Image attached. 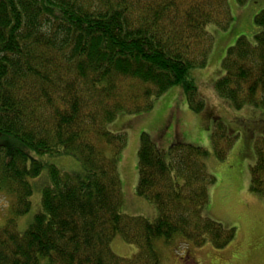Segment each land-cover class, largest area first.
<instances>
[{
    "label": "trees",
    "instance_id": "1",
    "mask_svg": "<svg viewBox=\"0 0 264 264\" xmlns=\"http://www.w3.org/2000/svg\"><path fill=\"white\" fill-rule=\"evenodd\" d=\"M233 22L229 0H0V198L10 204L0 264H162L160 242L221 250L233 241L234 229L205 217L216 183L205 160H226L236 136L190 78L208 66L209 28ZM255 25L254 41L236 35L214 89L230 109L261 114L264 10ZM178 88L169 115L180 103L188 116L207 118L212 154L182 135L163 148L142 133L136 193L158 215L127 216L118 167L127 136L108 126L119 118L132 124ZM253 149L250 188L264 199L263 137ZM63 157L81 170L53 163ZM37 190L39 209L21 232ZM118 237L137 253L118 256Z\"/></svg>",
    "mask_w": 264,
    "mask_h": 264
},
{
    "label": "rangeland",
    "instance_id": "2",
    "mask_svg": "<svg viewBox=\"0 0 264 264\" xmlns=\"http://www.w3.org/2000/svg\"><path fill=\"white\" fill-rule=\"evenodd\" d=\"M229 7L234 22L229 29L223 31L214 26L209 28L215 42L208 66L204 70L191 71L190 78L196 80L197 85L201 87V95L206 102L211 106L215 105L212 111L223 118L219 117L232 131L230 136H236L226 160L221 161L215 155L205 160L208 174L216 180L211 189L205 217L227 229H234L235 237L221 250L215 249L209 243L198 248L194 244L177 243L173 246L160 242L157 248L162 264H264V199L260 194L253 193L250 188L251 167L257 163L253 141L254 138H264V111L260 110V114L255 109H230V105L217 99L214 89V83L223 76L222 60L227 50L236 44V39L243 35L254 41L253 32L260 30L255 25V17L264 10V0H249L244 6L239 5L236 0H229ZM236 35L239 37L236 38ZM177 92L183 93L181 88L170 91L156 102L154 109L135 117L132 124H127L125 119L119 118L108 126L109 131H124L127 136V147L118 163L121 211L127 216L145 217L154 221L158 215L156 208L136 193L139 182L138 151L142 133L150 134L163 148L170 147L177 135L189 136L195 140L192 144L201 146L212 154L211 135H206L201 120L196 121L183 113L180 103L174 115H169L171 106L175 107ZM256 112L260 114L259 118ZM53 163L66 171L81 170L80 163L72 158H55ZM45 176L46 172L43 174V177ZM40 200L41 194L37 190L32 199V211L19 219L18 229L21 232L32 222L39 209ZM9 211V201L1 197L0 225L4 223ZM112 250L118 256L126 258L137 253L135 246L125 243L120 237L113 241ZM40 264L48 263L43 260Z\"/></svg>",
    "mask_w": 264,
    "mask_h": 264
},
{
    "label": "crops",
    "instance_id": "3",
    "mask_svg": "<svg viewBox=\"0 0 264 264\" xmlns=\"http://www.w3.org/2000/svg\"><path fill=\"white\" fill-rule=\"evenodd\" d=\"M186 112H188L187 110H186V108L184 109ZM190 115V117H192V119H194V120H201L202 121V125H203V129L205 130V132H206V135L208 136V137H210V135H211V132H212V124L208 121V119L207 118H205V117H203V116H194V115H191V114H189ZM183 139H185L188 143H195V140L192 138V137H189V136H185V135H183Z\"/></svg>",
    "mask_w": 264,
    "mask_h": 264
}]
</instances>
